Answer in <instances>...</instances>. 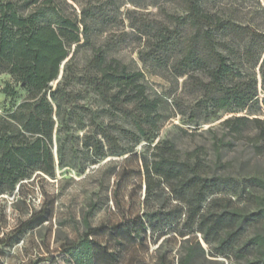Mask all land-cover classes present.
Returning a JSON list of instances; mask_svg holds the SVG:
<instances>
[{
	"label": "trees",
	"instance_id": "1",
	"mask_svg": "<svg viewBox=\"0 0 264 264\" xmlns=\"http://www.w3.org/2000/svg\"><path fill=\"white\" fill-rule=\"evenodd\" d=\"M203 1L181 0L183 17L166 13V21L158 23L152 41L147 42L146 56L159 65L169 64L176 76H187L200 94L197 105L209 109L211 115L222 109L264 108V30L212 13L202 6ZM64 2L0 0V74H10L27 92L18 105L0 114V196L19 191L35 174L54 175V133L72 123L70 112L60 117L61 104L74 105L75 112L77 107L88 110L83 105L76 107L80 96L69 89L71 85L85 86L98 96L105 113L118 114L130 124V128H119L129 145L122 144L104 120L99 121L96 132L86 133L81 151L89 155L90 164L132 152L144 142L141 210L127 220L126 227L133 237L143 242L148 236L156 249L170 236L178 238L177 264L219 259L228 264H264V173L239 178L227 173L228 163L220 159L221 142L213 143L215 160L210 162L201 147L181 152L173 140L158 138L160 101L146 93L139 71L107 61L97 52L87 71L72 70L69 64L61 67L82 33L78 14L67 10ZM3 92L7 97L16 94L10 85ZM221 124L234 136L252 124L255 131L247 135L252 149L254 153L263 149L264 120L238 116ZM83 127L80 119L77 128ZM56 151L57 165L62 167L60 148ZM113 163L109 159L112 171ZM113 196L118 207L116 190ZM97 206L90 202L83 217L87 231L62 247L73 264H94L97 242L90 237L88 216ZM50 215V208L43 207L21 221L16 242ZM197 234L201 241L191 242L190 237ZM159 264L169 262L160 260Z\"/></svg>",
	"mask_w": 264,
	"mask_h": 264
},
{
	"label": "rangeland",
	"instance_id": "2",
	"mask_svg": "<svg viewBox=\"0 0 264 264\" xmlns=\"http://www.w3.org/2000/svg\"><path fill=\"white\" fill-rule=\"evenodd\" d=\"M64 3L67 10L78 14L82 33L80 41L71 45L61 67L69 64L72 70L87 71L89 61L97 52L107 61L114 60L130 71H139L146 93L160 101L158 138L173 140L181 152L201 147L210 162L215 160L213 143L221 142L220 159L228 163L227 173L238 178L253 172L264 173V147L260 153H254L247 137L254 133L253 125L248 124L241 135L234 136L221 124L227 118L238 116L264 120L263 107L222 109L211 115L209 109L197 105L200 94L187 76H176L169 64L159 65L146 56L147 42L152 41L151 35L158 23L166 21L165 14L185 15L181 0H65ZM202 6L223 18L255 24L264 30V0H206ZM214 36L221 38L217 33ZM175 58L176 54L172 55L171 61ZM59 80L60 75L52 82L53 88ZM6 85L16 91L13 97L3 92ZM69 89L80 96L76 107L83 105L88 110L77 107L75 112L74 105L61 104L60 117L70 112L72 123L54 133V175L35 174L24 181L19 191L0 196V264H73L62 247L87 231L83 217L90 202L98 205L88 216L90 237L97 242L93 247L94 264H159L160 260L177 264L178 238L170 236L156 249L157 245L148 236L140 242L126 230L127 220L141 210L144 179L140 153L144 142L137 144L132 152L90 164L89 155L81 151L84 135L96 132L99 121L104 120L122 144L129 145L119 128H130V124L118 114L105 113L103 103L90 88L71 85ZM26 96L27 92L10 74H0V114L13 109ZM80 119L84 123L82 129L77 128ZM57 148L63 158L62 167L57 165ZM109 159L114 161V171ZM83 167L84 172H79ZM115 190L118 207L113 196ZM43 207L50 208L49 219L16 242L20 222ZM117 224L121 226L109 229ZM196 239L201 241L198 234L190 237L191 242ZM204 264L228 263L219 259Z\"/></svg>",
	"mask_w": 264,
	"mask_h": 264
},
{
	"label": "water",
	"instance_id": "3",
	"mask_svg": "<svg viewBox=\"0 0 264 264\" xmlns=\"http://www.w3.org/2000/svg\"><path fill=\"white\" fill-rule=\"evenodd\" d=\"M143 193H144V185H143Z\"/></svg>",
	"mask_w": 264,
	"mask_h": 264
}]
</instances>
